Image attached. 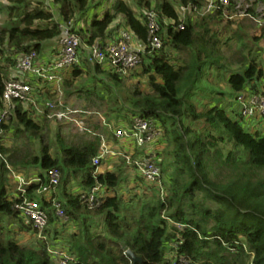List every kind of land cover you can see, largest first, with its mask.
I'll list each match as a JSON object with an SVG mask.
<instances>
[{
    "label": "trees",
    "instance_id": "trees-1",
    "mask_svg": "<svg viewBox=\"0 0 264 264\" xmlns=\"http://www.w3.org/2000/svg\"><path fill=\"white\" fill-rule=\"evenodd\" d=\"M7 1L0 4V109L16 57L34 50L43 59L48 42L61 36V26L78 36L81 46L115 41L122 28L147 44L146 14L156 11L160 49L140 53L137 65L125 73L82 58L65 72L61 90L65 98L78 95L84 109L99 112L109 124L130 123L135 117L155 123L161 131L156 155L161 180L160 185L150 184L132 170L127 183L123 157L112 169L94 175L92 159L100 150L99 136L84 131L81 136L64 137L57 131L46 139L50 122L58 128L64 123L40 118L13 101L8 118L0 123L4 155L0 159V264H60L56 252L69 256L66 264H264V126L246 129L240 114L231 112V104H217L225 92H205L206 87L199 86L204 77L200 67L206 66L226 74L224 81L234 100L248 89L258 91L264 75L260 59L244 46L251 58L239 52L233 62L237 68L231 69L232 63L222 62L217 28L222 24L227 30L237 21H254L225 19L223 9L200 14L204 0H176L181 10L191 9L185 12V20L169 0ZM237 5L238 10L264 20V0H231L227 10L237 12ZM131 76L142 80L128 88L125 81ZM142 81L148 86L146 92L139 85ZM36 91L39 102L58 98L46 84L38 83ZM199 93H206L207 101H193ZM82 118L93 132L113 133L106 131L96 113ZM10 132L20 138L34 137L40 144L38 151L31 154L7 147ZM52 168L59 171L60 180L48 198L40 199L47 222L40 230L44 238H39L19 206L24 199L37 198L35 192L47 182L46 173ZM31 169L38 180L26 185L22 194L10 173L25 175ZM71 180L78 191L67 186ZM130 180L131 190L124 197L121 188L128 187ZM95 185L104 186L108 194L99 204H90L82 195ZM54 200L62 203L65 220L55 215ZM4 222L30 235V240H19ZM69 224L76 228L57 243ZM127 251L139 260L133 261Z\"/></svg>",
    "mask_w": 264,
    "mask_h": 264
},
{
    "label": "built area",
    "instance_id": "built-area-1",
    "mask_svg": "<svg viewBox=\"0 0 264 264\" xmlns=\"http://www.w3.org/2000/svg\"><path fill=\"white\" fill-rule=\"evenodd\" d=\"M234 1V0H232ZM231 0H204V5L197 11L200 14L215 13L223 9V17L228 20L248 17L256 24H260L258 17H251L243 10H238V5L231 12L227 10ZM183 11L191 12V9L183 8ZM146 26L148 31L147 44L138 41L126 28L119 31L115 41L105 42L103 45L93 44L81 46L78 36L71 33L66 26L62 27V33L56 45V53L52 58L39 59L34 50L19 54L16 57L13 78L6 81L2 92L3 106L0 109V123L8 118L9 108L13 101L20 102L24 111H32L36 116L50 121L72 124L78 130L87 131L92 135L100 137V150L98 155L92 159L94 175L101 172L99 166L104 158L115 156L123 157L129 169L136 175L142 177L150 184L160 185L161 171L157 162V151L160 149L157 140L161 136L159 127L152 121L141 117H135L130 123L119 124L112 127L106 123L105 127L113 130V137L117 140V147H110L99 132H93L86 127L82 116L96 113L83 107L69 106L64 102L61 90V83L65 72L71 67L78 65L82 58L90 63L107 64L109 67L125 73L128 69L137 65L140 53L145 50L149 52L162 47L158 35L160 24L155 10L146 14ZM181 27V26H180ZM140 44L139 48L134 47ZM46 84L51 86L57 93V100L38 101L36 85ZM37 95V96H36ZM235 102L239 105L240 114L244 127L251 131H257L264 126V75L258 85V91L247 90L239 93ZM0 135L2 131L0 130ZM4 155L0 152V159ZM99 169V170H98ZM11 177L17 183V190L22 194L24 188L38 178H26L25 175L11 171ZM47 182L35 192L34 199H24L19 209L22 216L31 221L34 228L39 231V238H44L40 230L46 226L47 214L40 203V199L49 197L60 180V173L57 169H49L46 173ZM104 186L95 185L89 192L82 195V198L90 204H99L107 195ZM55 215L60 219H66L62 203L53 201ZM60 258V264H66L70 258L65 253L56 252ZM183 261V260H182Z\"/></svg>",
    "mask_w": 264,
    "mask_h": 264
},
{
    "label": "rangeland",
    "instance_id": "rangeland-1",
    "mask_svg": "<svg viewBox=\"0 0 264 264\" xmlns=\"http://www.w3.org/2000/svg\"><path fill=\"white\" fill-rule=\"evenodd\" d=\"M45 1L46 4L51 3L50 0H43ZM131 4V1L133 0H126ZM171 1L175 7L177 8V10L179 11L180 14V19L181 20H185L187 18V13H185V11L181 10L179 7H177L176 5V0H169ZM8 1L7 0H0V4H7ZM259 8H261L262 6H258ZM56 8H54L52 11L55 13V16L57 19L58 18V14H57V10H55ZM191 13V12H190ZM189 13V14H190ZM194 14V13H193ZM193 14H191L190 16L193 18ZM197 15V14H195ZM196 17V16H195ZM2 16L0 14V21H2ZM239 19H243V18H239ZM238 19V20H239ZM240 22L237 21V23L231 24L230 28L223 29L222 24L220 26H218L217 28L220 31V39H221V47H220V51L222 53V55L225 57L224 60L222 62H224L225 64L229 61L230 63H232L230 65L231 69H236L237 65L234 62V60L237 58V55H239V52L242 51L244 56H247V50L246 48H250L252 50V53L256 54V59L259 60L260 59V65L264 67V20H260V24H256L254 22L250 23H245L244 21L242 22V24H239ZM234 33H236V35H232ZM238 34V35H237ZM256 38V39H255ZM244 46H246V48H244ZM136 47V46H134ZM244 48V50L242 49ZM177 55V54H176ZM251 58V55L248 54V59ZM207 64V63H206ZM236 65V66H235ZM201 75L204 76L200 82H199V86L202 87H206V91L208 92L209 90H216V91H223L225 92V96L222 98L220 97V100L217 104H219V106H226V105H230L231 107L230 109H232V113L234 112H238L239 110V105L235 102L234 100V94L231 91L230 87L228 84H226V82L224 81V75H226L225 73H220L215 71L214 68L212 69H207L208 67L206 66H201ZM139 80H142V78H137L134 76L129 77L126 81H125V85L128 88H133L134 85H138ZM141 89H145L144 91L146 92L148 89V86L145 84L144 81H142L141 83H139ZM203 89V88H202ZM208 95L206 93H199L196 96H194L192 98L193 101H205L206 97ZM63 98H65L63 96ZM81 99L78 98L75 93L72 94L71 96H69V99L67 101V105L69 106H76V107H82L81 105H83V102L80 101ZM207 101V100H206ZM198 105H201L200 103H197ZM94 109V108H93ZM97 116L100 118L102 125L108 123V121L106 119L103 118V116L99 113L96 112ZM104 115V114H103ZM62 123V122H60ZM50 127H49V132L47 133L46 139L47 137L49 139L52 138V136L58 131L61 133L62 136L64 137H72L74 135V137L77 136H81V134L83 133L82 131L78 130L76 127H74L72 124H62V126L60 128L57 127V125L55 124H51L50 122ZM112 127L116 126L115 123H111ZM106 131L112 130V129H108L107 127ZM59 129V130H58ZM11 133V132H10ZM100 134H102V136L104 137V140L106 141V143L108 144L109 141L113 140V135L110 132H99ZM75 139V138H74ZM6 146L13 148V147H18L21 149H26L29 151V153L31 154H35L36 151H38L40 144L39 142L32 136L28 137V136H24V137H17V136H12V133L9 135V137L6 138L5 140ZM160 148V146H159ZM116 162L119 163V158L118 160H116ZM103 166H105V161H102L99 169L102 170ZM114 166H116V164H114ZM98 169V170H99ZM34 172L36 173V170L34 171V169H31L30 171L27 172V174H25L26 177H29V175L33 174ZM11 176V173H10ZM12 178V177H11ZM13 179V178H12ZM133 181V180H132ZM129 185L128 187L123 186L122 189V194L124 195V197H126L127 194V190L130 191L131 189H129ZM68 187H70L72 190L76 189L77 191L79 190L76 186V182L71 180L70 183L67 185ZM125 187V188H124ZM141 190V188H140ZM6 223V226H10L11 229H13L16 233L17 238H19V240L21 241H28L30 240V235L25 234L24 232H19L17 230V227L15 225H7V222H4L3 224ZM76 227L74 225H72V227L70 226V224L68 226H66V228L64 227L62 229L61 235L58 238L57 243L61 242L63 239L67 238V233H69L72 230H74ZM58 247H60L59 245H57Z\"/></svg>",
    "mask_w": 264,
    "mask_h": 264
},
{
    "label": "crops",
    "instance_id": "crops-1",
    "mask_svg": "<svg viewBox=\"0 0 264 264\" xmlns=\"http://www.w3.org/2000/svg\"><path fill=\"white\" fill-rule=\"evenodd\" d=\"M56 45H57V41L56 42H48V44L44 48V54H45V56L47 58H52L55 55V52H57V51H55L54 53H52V50L54 48H56ZM135 46H136V48H139L140 44H137L136 43ZM76 96L78 97V95H76ZM65 99H67V101H68L69 98H65ZM113 140H114V137H113ZM113 140L108 142L109 148L110 147H112V148L117 147L116 142H114ZM116 160H118V157H115V156H111V157L104 158L102 161H105V166H103V169L102 170L104 171V169H112L114 167V164L116 163ZM130 171H132V170L127 167V169L125 171V173L127 175V177H126L127 183H128V176H129V172ZM33 176H34L33 174L29 175V177H33ZM26 178H28V177H26ZM131 183H132V180L129 181V184H131Z\"/></svg>",
    "mask_w": 264,
    "mask_h": 264
},
{
    "label": "water",
    "instance_id": "water-1",
    "mask_svg": "<svg viewBox=\"0 0 264 264\" xmlns=\"http://www.w3.org/2000/svg\"><path fill=\"white\" fill-rule=\"evenodd\" d=\"M127 255L130 256L133 261L139 260V258L135 257L134 254L132 252H130V251H127Z\"/></svg>",
    "mask_w": 264,
    "mask_h": 264
}]
</instances>
